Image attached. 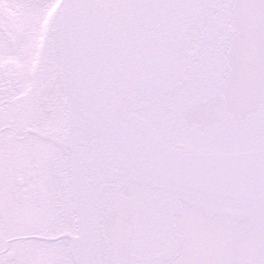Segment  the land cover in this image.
<instances>
[{
	"label": "snow or ice",
	"instance_id": "1",
	"mask_svg": "<svg viewBox=\"0 0 264 264\" xmlns=\"http://www.w3.org/2000/svg\"><path fill=\"white\" fill-rule=\"evenodd\" d=\"M0 264H264V0H0Z\"/></svg>",
	"mask_w": 264,
	"mask_h": 264
}]
</instances>
